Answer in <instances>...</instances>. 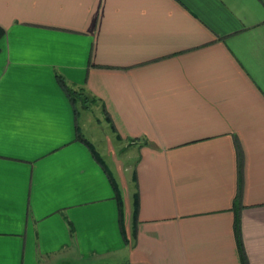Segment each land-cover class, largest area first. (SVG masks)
<instances>
[{"label":"crops","instance_id":"0c3cea01","mask_svg":"<svg viewBox=\"0 0 264 264\" xmlns=\"http://www.w3.org/2000/svg\"><path fill=\"white\" fill-rule=\"evenodd\" d=\"M0 26V264H264V0H0Z\"/></svg>","mask_w":264,"mask_h":264},{"label":"rangeland","instance_id":"374dc122","mask_svg":"<svg viewBox=\"0 0 264 264\" xmlns=\"http://www.w3.org/2000/svg\"><path fill=\"white\" fill-rule=\"evenodd\" d=\"M79 106V105H78ZM80 107V106H79ZM78 107V108H79ZM80 109V108H79ZM79 116L78 118L80 120H82L84 118L85 115L88 114V116L91 118V124L96 128V130L99 131V133H101L102 135V130H103V127L104 124H105V121H104V118L102 117L103 114L101 112L100 109H96V108H93L92 110L90 109H80L79 110ZM97 118H100L101 120L99 121ZM86 135H88L86 132H85ZM88 137L90 139H92L94 145H95V149L101 153V155L103 156V161L109 165V167L113 170L114 174L117 175L116 173V170H115V163L111 160V157L106 154L107 152H105V148L106 147V144H105V140L104 139H101V140H94V138L91 136V135H88ZM114 142V140H113ZM119 145H121V151H122V156L125 154V151L128 150V154L127 156L129 157L128 159L126 158V156L124 155V157L126 158L125 159V162L127 164V167L130 168L132 165V163L134 162V157H135V149L133 148H130V147H126V149L123 147V142H118ZM117 147V145H116ZM118 148V147H117ZM120 148V146H119ZM125 149V150H124ZM120 150V149H118ZM126 174H129V170H126L125 171ZM118 177V175H117ZM119 181V180H118ZM118 188H119V193H120V197L122 199V202L124 200V195H125V189L123 187V189L121 188L120 184H118ZM126 256L125 254L121 253V254H111L109 256H106V257H101V259H95V260H90V261H87V260H78L76 258H68V260H65V262H61L59 264H127L126 263Z\"/></svg>","mask_w":264,"mask_h":264},{"label":"trees","instance_id":"16d2710c","mask_svg":"<svg viewBox=\"0 0 264 264\" xmlns=\"http://www.w3.org/2000/svg\"><path fill=\"white\" fill-rule=\"evenodd\" d=\"M3 34H4V29L2 26H0V38L3 36ZM56 79H57L58 83L60 84L61 88L64 90L67 97L69 98V100L72 102L73 109L75 111L78 110L79 106L80 107H87L90 103H92L93 101L96 100V98L94 96H91L90 94H88L82 87H80V86L78 87V86L70 84L65 79V77L58 72L56 73ZM87 145L89 146L90 150L93 153H95V149L90 144V142L87 141ZM96 157L98 158L97 155H96ZM134 204H136V197H134ZM234 207H235V221H234L235 235H236L238 244H240L241 233H240V218H239V214H238V208L239 207H238V205L236 206V204ZM135 211H136V206H135ZM243 261H244V259H243ZM243 263L245 264V261Z\"/></svg>","mask_w":264,"mask_h":264}]
</instances>
